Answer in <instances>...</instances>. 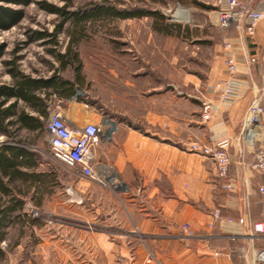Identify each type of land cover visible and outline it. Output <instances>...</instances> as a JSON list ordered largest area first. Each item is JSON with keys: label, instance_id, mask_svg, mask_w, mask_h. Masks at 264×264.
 Wrapping results in <instances>:
<instances>
[{"label": "crops", "instance_id": "crops-1", "mask_svg": "<svg viewBox=\"0 0 264 264\" xmlns=\"http://www.w3.org/2000/svg\"><path fill=\"white\" fill-rule=\"evenodd\" d=\"M254 32H236L230 42L239 94L207 122L200 121V107L190 108L182 120L172 82L141 93L129 83L128 94L115 95V110L109 111L82 103L65 108L63 99L56 100L50 111H59L68 125H99L92 153L102 183L86 181L72 200L81 209L70 212L69 224L52 223L37 235V264H245L239 245L247 242L249 224L260 218L256 188L263 178L249 167L255 148L238 133L249 104L260 99L264 105V20ZM222 45L211 83L222 77ZM247 57L257 62L248 64ZM224 138L230 140V191L223 189L226 181L208 157L184 149V143L211 146ZM216 210L224 222L211 230L207 225ZM185 223L191 239L180 237Z\"/></svg>", "mask_w": 264, "mask_h": 264}, {"label": "rangeland", "instance_id": "rangeland-1", "mask_svg": "<svg viewBox=\"0 0 264 264\" xmlns=\"http://www.w3.org/2000/svg\"><path fill=\"white\" fill-rule=\"evenodd\" d=\"M109 1L118 9H157L166 18L167 25L181 27V34L167 36L155 32L153 21L147 17L101 20L78 26L70 21L62 24V17L42 8L48 4L66 12H83L100 0H31L25 6L0 3L24 14L11 30H0V46L4 47V56L0 59V83L9 84L11 81L8 66L4 64L7 61L14 62L26 76L48 77L59 69L50 52L63 54L70 47L81 70L74 95L63 102L65 108L82 103L89 107H103L106 111L115 110L114 96L123 98L124 93L128 94L129 83L141 93L144 88L159 84L165 88L172 82L179 93L184 120L190 108L200 107L197 98L213 79V71L218 65L219 43L232 42L237 36L231 27L221 29L217 26V0ZM35 32L56 33V42L49 36L32 40ZM59 75L70 81L74 78L71 67L60 70ZM56 104L57 101L52 100L50 105L54 107ZM41 122L45 126L46 120ZM18 136L38 156L36 169L49 174L51 186L40 194L29 189V184L16 182V189L21 193L14 192L25 200V204L20 217L13 216L15 221L1 230L4 236L0 239V264L28 261L37 264V235L52 229V223L54 227L69 224L70 212L81 209V205L72 200L82 193L86 180L52 159L45 133L23 130ZM2 141L3 137H0V144ZM185 144L184 149L191 145ZM246 243L239 247L246 248Z\"/></svg>", "mask_w": 264, "mask_h": 264}, {"label": "built area", "instance_id": "built-area-1", "mask_svg": "<svg viewBox=\"0 0 264 264\" xmlns=\"http://www.w3.org/2000/svg\"><path fill=\"white\" fill-rule=\"evenodd\" d=\"M215 5L216 23L221 29L231 27L238 33L253 36L257 25L264 20V0H256L254 3L249 0H217ZM222 48L224 62L222 77L203 88L197 98L201 109L200 121L210 120L220 105H231L239 94L241 85L236 76L238 65L235 48L229 41L225 42ZM246 62L254 64L257 61L247 57ZM241 119L239 139L245 145L255 148L249 167L263 178V182L256 188L261 199L260 218L249 224L246 234L248 245L243 249L242 255L245 257V264H264V105L261 100L252 101ZM45 126L52 159L81 179L100 182L92 153L94 145L99 140V125L87 122L80 126H71L65 122L59 111H50ZM229 146L230 140L224 138L211 146L191 144L186 148L188 152H195L211 160L217 176L226 181L222 186L226 191L232 189L227 180L231 164ZM101 185L106 186L104 183ZM211 216L212 223L207 225L211 230L224 222L220 210H216ZM226 221L232 223L230 219ZM179 232L182 238L191 239L193 236L188 223L181 225ZM206 237L212 236L206 234Z\"/></svg>", "mask_w": 264, "mask_h": 264}, {"label": "trees", "instance_id": "trees-1", "mask_svg": "<svg viewBox=\"0 0 264 264\" xmlns=\"http://www.w3.org/2000/svg\"><path fill=\"white\" fill-rule=\"evenodd\" d=\"M0 3L25 6L29 5L31 0H0ZM42 8L53 15L62 17V24L70 21L78 26L101 20L147 17L153 21V31L167 36L181 34V27L175 24L167 25L166 18L157 9H118L109 0H100L99 3L92 4L83 12H66L62 8L48 4H44ZM23 16L21 10L9 9L0 4V30H11L23 19ZM45 36L52 37L56 42V33L35 32L32 40H41ZM3 52L4 47L0 46V59L4 56ZM50 53L57 60L59 69L42 79L24 75L13 64L14 62L4 63L8 66L7 73L11 81L9 84L0 83V137H3L0 144V239L4 236V231L1 232V230L15 221L13 216L16 219L20 217L25 204V200L16 196L14 192L16 190L21 193L18 188L16 189V182L29 184V189L32 188L35 193L40 194L51 186L49 174L37 171L38 156L19 139V132L40 131L46 134V126L41 120H47L52 100L71 99L75 93L76 84L80 80L81 67L76 54L70 50V47L63 54H55L52 51ZM70 67L74 72L73 80L60 77V70ZM23 195L26 194L23 193Z\"/></svg>", "mask_w": 264, "mask_h": 264}, {"label": "water", "instance_id": "water-1", "mask_svg": "<svg viewBox=\"0 0 264 264\" xmlns=\"http://www.w3.org/2000/svg\"><path fill=\"white\" fill-rule=\"evenodd\" d=\"M79 91H81V90H79ZM103 122H104L105 124L110 123V119L107 118V117H104V118H103Z\"/></svg>", "mask_w": 264, "mask_h": 264}, {"label": "bare ground", "instance_id": "bare-ground-1", "mask_svg": "<svg viewBox=\"0 0 264 264\" xmlns=\"http://www.w3.org/2000/svg\"><path fill=\"white\" fill-rule=\"evenodd\" d=\"M183 17H185V18H186V15H184ZM183 17H182V18H183ZM183 19H184V18H183Z\"/></svg>", "mask_w": 264, "mask_h": 264}]
</instances>
